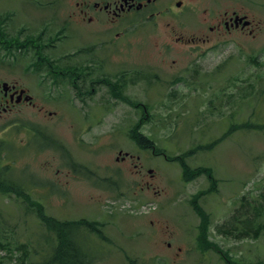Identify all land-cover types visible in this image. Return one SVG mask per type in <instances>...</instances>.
<instances>
[{
    "label": "rangeland",
    "instance_id": "rangeland-1",
    "mask_svg": "<svg viewBox=\"0 0 264 264\" xmlns=\"http://www.w3.org/2000/svg\"><path fill=\"white\" fill-rule=\"evenodd\" d=\"M81 1L0 0L5 43L60 39L45 53L63 67L94 72L98 65L119 94L104 83L91 94L52 87L37 75L46 72L29 73L36 60L31 44L21 53L0 48V83L27 87L44 108L18 106L0 116V165L9 167L0 176L3 186L26 188L31 201L58 220L104 224L107 240L90 235L96 264H263L264 235L238 238L220 227L244 199L252 203L264 191V126L257 127L264 125V0H242L260 23L252 36L192 46L175 42L177 34L166 26L193 31L189 11L181 21L165 15L148 20L141 13L118 20L127 39H118L117 47L105 46L104 22L93 29L74 19ZM166 1L157 4L164 8ZM96 42L102 44L97 55L77 54ZM140 119L139 131L156 150L130 139ZM209 143L216 144L196 149ZM192 150L185 162L193 170L207 169L212 181L203 174L186 182L180 162L169 160ZM126 152L132 157L123 161ZM72 163L89 174L75 172ZM200 226L207 229L205 252L197 240ZM43 234L21 195L0 192V264H19V245L39 248Z\"/></svg>",
    "mask_w": 264,
    "mask_h": 264
},
{
    "label": "flooded vegetation",
    "instance_id": "flooded-vegetation-1",
    "mask_svg": "<svg viewBox=\"0 0 264 264\" xmlns=\"http://www.w3.org/2000/svg\"><path fill=\"white\" fill-rule=\"evenodd\" d=\"M159 1L161 0H82L75 3L77 8L74 11V19L85 27H94L93 29H96L100 22L107 24L105 35L108 38L105 41V46L111 45L110 47H117L118 39L127 36L126 32H118V20L125 22L126 19L122 17L141 13L148 14V20L165 15L171 19L181 21V16L189 11L192 21H194L193 31L189 33H186V31L179 32L170 28L171 24L166 26L171 33L177 34L174 35L175 42L182 41L192 46L195 44L206 45L211 42L225 43L228 37L232 38L246 34L252 36L260 26V23L256 21L257 19H253L245 10L242 0H167L164 8L157 4ZM227 2L229 3L227 4ZM184 34H188V38ZM101 47L102 44L96 42L93 48L82 47L79 51L83 55H97V51ZM36 58L44 60L43 57ZM97 67L98 65L95 66L94 72H88L82 67L78 72L51 71L47 74L54 86L67 88L74 86L91 94L95 93L97 87L104 83L113 92L116 87L111 82V77L99 74ZM67 74L71 75L72 80L66 79V81L69 80L72 85L60 82ZM81 102L84 103L86 100L84 99ZM18 106L29 107L32 110L43 108L38 106L34 97L29 94V89L23 88L18 82L3 81L0 83V116H2V113L12 112ZM1 141L2 138L0 137V148L4 146ZM3 154L0 152V161H2ZM131 157L132 155L125 154L122 160ZM16 160L18 159H14L13 163H16ZM117 161H119V158H117ZM6 169L7 167L0 165V176ZM147 185L149 187V183Z\"/></svg>",
    "mask_w": 264,
    "mask_h": 264
},
{
    "label": "trees",
    "instance_id": "trees-1",
    "mask_svg": "<svg viewBox=\"0 0 264 264\" xmlns=\"http://www.w3.org/2000/svg\"><path fill=\"white\" fill-rule=\"evenodd\" d=\"M1 23L3 22L1 21L0 24ZM4 39L6 40L4 33L0 28V47H2L5 51L8 50V52H11V49H13L17 43H9L7 41L5 43ZM40 41V39H34L31 42L33 43V46L35 45L36 47H40ZM38 54L39 56L47 57L42 53ZM123 75H125V73H123ZM115 92L117 93V96H119L116 90ZM128 102L135 106L134 102ZM137 108H139V106ZM143 108L147 109L145 106H143ZM140 122L141 119L137 125H135V128L131 130L129 134L130 139L142 149L156 150L155 143L139 131V127L142 126ZM263 126L264 125L260 124L257 127L262 128ZM215 144L216 143H209L204 147L200 145L196 149H211ZM194 152L195 150H192L188 153H184L182 156L178 155L171 159L169 158V160L180 162V165L183 168V178L186 182L203 174L206 175L210 181H212L211 179L213 176L207 169L198 168L193 170L185 162L186 157L191 156ZM161 154L165 156V153H162L161 150H159L158 155ZM3 185L7 184L0 181V192L3 194L16 193L17 195L26 196L24 198L26 199L29 213L32 212L45 228V234H43L40 239L43 245L41 246L39 244V248L38 246L35 247L30 245V243L19 245V248L21 247V250H23L24 253V257L19 264H96L97 258L93 256V253L95 252H93L94 249L90 244V235L95 234L101 240H107L108 237L105 234L104 224L87 219L75 221L58 220L47 215L44 210V206L41 203L35 204L31 201L28 205L29 198L28 195L25 194L27 191L25 188L4 187ZM191 203L198 215L204 219L205 214L202 212L199 204L194 203L193 201ZM231 216L232 217L230 221H228V224L225 223L221 225L220 230L222 228H227L222 233L230 236L234 235L238 238H250L254 240L262 237L264 235V191L260 193L258 195V199H255L252 203H246L244 199V202L240 204V209H235ZM217 230H219V227ZM236 231L237 233L235 234ZM200 232L201 236L198 238V241L200 246L203 247L201 248L206 251L209 247L207 246V241L203 240L204 236H202V234L205 235L207 233V229L204 226H200ZM40 251H44L45 253L40 254ZM33 255L34 257H38L37 261H31V259H29L30 256Z\"/></svg>",
    "mask_w": 264,
    "mask_h": 264
}]
</instances>
